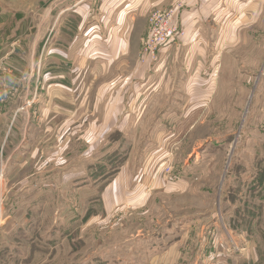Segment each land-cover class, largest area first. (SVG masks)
<instances>
[{
    "label": "rangeland",
    "instance_id": "374dc122",
    "mask_svg": "<svg viewBox=\"0 0 264 264\" xmlns=\"http://www.w3.org/2000/svg\"><path fill=\"white\" fill-rule=\"evenodd\" d=\"M152 2L105 69L89 56L108 29L70 37L81 17L56 25L65 4L0 0L1 73L30 58L45 76L12 100L0 77L2 120L28 112L0 144V232L56 238V264H264V0H219L200 19L186 0ZM156 12L177 35L145 55Z\"/></svg>",
    "mask_w": 264,
    "mask_h": 264
},
{
    "label": "crops",
    "instance_id": "0c3cea01",
    "mask_svg": "<svg viewBox=\"0 0 264 264\" xmlns=\"http://www.w3.org/2000/svg\"><path fill=\"white\" fill-rule=\"evenodd\" d=\"M89 1L90 0H56L55 6H57L58 4H65V6L61 8L59 13L56 15V25L60 23V19L63 17V15L67 13L72 14V16L76 15L81 17V21H77L76 23L72 24L74 25V28L71 27L72 31L70 33V37L74 36V32H77L80 29V26L83 23H86V21L87 25L89 26L87 27V34H89L90 36L94 35L95 37L101 27L103 29H108V33L110 34H107V38L103 39L104 42L100 44L101 47L99 49L93 50L97 51L100 56L97 57L96 54L89 56L90 61L98 62L102 65V67L104 66V68L107 69L119 59L127 56L131 48V35L128 34L129 25H134V23L138 19L135 17H140L141 14L146 13L153 4V2L152 0H107L109 1L108 5L106 0H100V8L98 10L101 9V12L104 10V13H102L104 16L98 18L95 16H90L91 5L88 3ZM207 1L210 2L211 7L205 8L204 5L203 8V2L207 4ZM218 1L219 0H186L188 7V10H186V12L188 14L192 13L194 18L200 19V17L198 16L202 15L204 11L207 10L210 13L212 11H216L217 5L215 4ZM128 18L131 19L129 20ZM129 21H131V24L129 23ZM188 23H190L189 20ZM91 42L95 43L93 39ZM184 46L186 47V40H184L182 44L178 43L172 44V46H168L167 48L162 50V53L166 55H171L173 54V50L177 51L178 49ZM62 57L66 61L60 59V65L66 64V66H69V64H74V62L77 61L78 55H76V52H74L73 49V57L72 59H70L72 62L69 59H66L64 56ZM84 59L85 58H82V60ZM38 60V64H35V66L38 65L39 70L42 64L41 53L39 54ZM22 62L24 61L22 60ZM10 65L12 71H10L9 69L6 73H1L0 71V77L3 80L4 77L6 79L5 85L3 87L5 88V94L10 95V98L6 97L8 100L15 99L16 95L18 94V91H20L21 89H23V92L26 91V93H28L30 81L28 85H26L25 81H27V79H36L38 80L39 85H41V81L45 78L44 74L40 76V72L36 74L37 72L35 71V67L33 68V70H31L30 58H28V60L26 61V70H23L26 72L20 73L18 68L14 66L11 62ZM149 65L150 64H148L147 66ZM16 77H22L21 79H18V82L22 81V86L13 82ZM1 78L0 81H2ZM6 112L7 110L5 109V106L0 104V134H3L2 137H0V144L2 143L3 139L5 140V138H7V136H5V133H7L8 128L10 126L14 127L13 121L16 120L18 117H21V115L28 116V114H26L28 113L27 111L26 113L22 112L21 114L20 108L18 107L17 109L11 112L9 121L4 122L2 119ZM26 123H28V121ZM25 128L26 125L23 124L22 129L24 133L22 134V136L18 137V144H23L27 141L28 137L27 135H25ZM47 241H55L54 247L47 250ZM56 244V238H50L42 234L0 232V264H56V262L53 261V258L57 252Z\"/></svg>",
    "mask_w": 264,
    "mask_h": 264
},
{
    "label": "built area",
    "instance_id": "2783aa9c",
    "mask_svg": "<svg viewBox=\"0 0 264 264\" xmlns=\"http://www.w3.org/2000/svg\"><path fill=\"white\" fill-rule=\"evenodd\" d=\"M173 16L172 12L166 14V18L160 16L159 12L151 16L149 34L143 42L145 55L154 54L157 48L163 45L167 39L174 38L177 35L178 28Z\"/></svg>",
    "mask_w": 264,
    "mask_h": 264
}]
</instances>
